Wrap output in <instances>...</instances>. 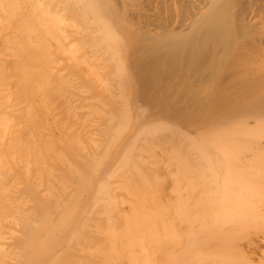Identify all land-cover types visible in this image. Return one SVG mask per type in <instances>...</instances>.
I'll return each mask as SVG.
<instances>
[{"label": "bare ground", "instance_id": "6f19581e", "mask_svg": "<svg viewBox=\"0 0 264 264\" xmlns=\"http://www.w3.org/2000/svg\"><path fill=\"white\" fill-rule=\"evenodd\" d=\"M261 144L264 0H0V264L263 263Z\"/></svg>", "mask_w": 264, "mask_h": 264}, {"label": "rangeland", "instance_id": "374dc122", "mask_svg": "<svg viewBox=\"0 0 264 264\" xmlns=\"http://www.w3.org/2000/svg\"><path fill=\"white\" fill-rule=\"evenodd\" d=\"M261 141H263V139ZM262 144H263V142H262ZM262 148H264V145H262L261 149ZM258 150L259 151H263L264 149L263 150L258 149ZM251 152H253V151H251ZM251 152H247V154L248 153H251ZM263 153H264V151H263ZM263 153H261V154H263ZM249 156L250 157H243L244 158L243 161L244 162L246 160L249 161V159H250L249 162H251L252 159H254V158L256 159L257 158V157L254 156L253 153H251ZM261 157L264 158V155L261 156ZM258 159H260V158H258ZM253 161L255 163H258L257 165H255L256 167H258L257 170H256V167H254L255 169L253 167H251V169L253 168V170H256V171L253 172L254 174L252 175V172H251L252 170H250L249 172L247 171L246 174H248L250 176V178L252 177L255 180L254 179H250V178H247L246 180H249L250 179L249 182L247 181V184L249 185V187L251 186V192L250 193H252V194L253 193L254 194L256 193L255 194V197H254V195H249V198H247V200L245 199L248 196V194H249V192H248L247 196L245 195L246 194V191L248 189L247 190H244V189H241V188L237 189L238 187L237 188L236 187H233L232 189L228 190L229 193L232 192V191L234 193V192H238V191H241V190L243 191V192L241 191L242 194L245 193V194L242 195V197L245 195V198H241V199H243V201H242L243 203H242L241 209H240V207H238V206H239L241 200H239L240 202H239V204L237 203L238 206H236V205L232 204V203H235V202H230L225 197H224V199L223 198L221 199V195H220V193H222L221 189L220 190H217V189L214 190L213 189V191H221V192H218L219 194L218 193L216 194V192H213L212 191L213 194L215 193L214 195H216V197H214V199L212 200V203L213 204H211V207L209 209H207L208 211H211V212L210 213H206V216L203 215V218H206V221L208 222L210 228L211 227H214V226H216V227L218 226V228L221 229L222 227L231 226L230 225L231 224L230 221H229V224H228V222H226V220L228 219V216H229V219H231V217H232V219H235V220L239 219L238 221L241 223V224L240 223L239 224L242 226V227H240V231H237L238 229L233 230V233L234 234L248 232L250 234H256V236H257V234L258 235L261 234L260 236H262V234L264 235V161H262V159H261V162L262 163H260V164H259L260 161L258 162L256 160L257 161L256 162L255 160H252V163H253ZM245 163L248 164V162H245ZM242 164H240L238 166H239V168L241 170H245V171L248 170L249 167L251 166L250 163H249L250 166H248L247 164H244V163H242ZM241 165L242 166L245 165V166H248V167H245L244 166L245 168L243 169V167ZM237 172H238V175L239 176L243 173V171L241 173L238 170H237ZM246 174L245 175H242V177L244 179L246 177H249ZM220 176H219V181L221 179ZM238 179H239L238 177H233L232 183L235 184ZM251 180H254L255 181V182L253 181L255 185L252 183ZM247 184H246V186H247ZM217 185H215V187ZM218 186H217V188H219ZM215 187L213 186V188H215ZM233 193H231V194H233ZM236 208H238V209H236ZM232 210H233V212H231ZM234 210L238 211V213L235 212ZM214 212H217V213H214ZM228 212H229V214H228ZM234 214H236V216L239 214L238 216H240V217L239 218H236V217L233 218V216H235ZM242 214L243 215L244 214H247V215L242 218V216H241ZM224 233H228V232L227 231H224ZM262 237H264V236H262ZM241 244H243V243H241ZM211 261H212V259H211ZM211 261H210V264H214V263H211ZM255 263L264 264V262L263 263H259V262H256V260H255Z\"/></svg>", "mask_w": 264, "mask_h": 264}]
</instances>
